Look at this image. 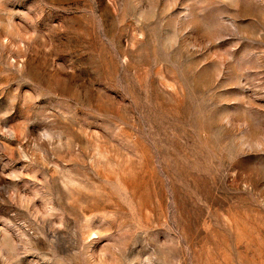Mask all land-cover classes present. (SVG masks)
Wrapping results in <instances>:
<instances>
[{"label":"rangeland","instance_id":"obj_1","mask_svg":"<svg viewBox=\"0 0 264 264\" xmlns=\"http://www.w3.org/2000/svg\"><path fill=\"white\" fill-rule=\"evenodd\" d=\"M0 264H264V0H0Z\"/></svg>","mask_w":264,"mask_h":264}]
</instances>
